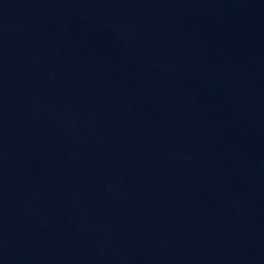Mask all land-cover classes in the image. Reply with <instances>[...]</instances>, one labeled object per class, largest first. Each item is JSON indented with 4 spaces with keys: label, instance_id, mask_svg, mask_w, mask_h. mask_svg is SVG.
I'll use <instances>...</instances> for the list:
<instances>
[{
    "label": "water",
    "instance_id": "water-1",
    "mask_svg": "<svg viewBox=\"0 0 264 264\" xmlns=\"http://www.w3.org/2000/svg\"><path fill=\"white\" fill-rule=\"evenodd\" d=\"M0 264H264V0L0 32Z\"/></svg>",
    "mask_w": 264,
    "mask_h": 264
}]
</instances>
